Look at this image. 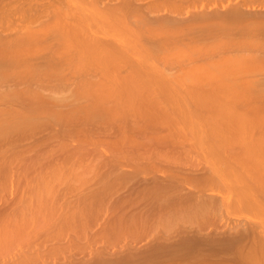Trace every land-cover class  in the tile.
Wrapping results in <instances>:
<instances>
[{"label":"bare ground","instance_id":"1","mask_svg":"<svg viewBox=\"0 0 264 264\" xmlns=\"http://www.w3.org/2000/svg\"><path fill=\"white\" fill-rule=\"evenodd\" d=\"M195 1L196 0H0V142H9L8 140H12L13 137L15 138V136H19L23 133H25L24 135H28L26 132H29V130L35 129L37 126L38 129H40L39 125L45 123V125H47L49 122L60 125V127H54L55 130L67 124H70V126H72L71 124L82 125L83 123L84 125L90 123L93 125L96 124L97 126L98 124H109V127L110 125L115 126V124H118L120 127L122 126L120 132L122 133L121 137L118 136L119 139H121L119 143L122 142L121 156L125 157V152L129 154L136 153L140 145V143L137 144V141L132 140L136 144L127 147V145L132 142L125 141L129 135H127L125 130L128 123L137 127L139 126L137 125L138 119L142 121L145 119L146 121H143L142 126H148V124L151 125L152 123V125H155L154 127L156 129V125L163 124L166 127V123L170 121V119H173L175 120L173 129H177L180 133L188 132V138L194 139L196 143L198 141V148L204 149L205 152L209 150L208 152L214 153V151L220 150L218 148H226L227 145L225 147V145L221 143L229 139L235 140L237 138L238 141L237 139L235 140L237 143L241 141L244 142V140L241 139H245V141L250 139L252 143L253 141L260 142V144L264 143V13H262L264 12V3L242 4L239 3L238 0H212V2L202 3L201 0H198V2L202 4L201 6H197L193 3ZM249 13L254 14V16L250 15L252 17L249 16L248 18L247 14ZM255 14L257 15L255 16ZM228 52H230V55H228ZM38 57L40 60L37 61ZM43 59L45 61L40 62L41 60L43 61ZM184 92L188 94V96H186V94L183 95ZM67 103L68 105L66 106H71V111L69 110L67 113L59 112ZM152 106H158L161 111L163 110L166 114L164 113L165 115L161 116L162 114L160 113L161 115H159L158 119L155 117L156 120H149L148 111ZM156 107L154 109L158 110ZM184 107L187 108V111ZM202 109L204 112L200 113ZM146 111L148 113H146ZM151 111L152 110H150V112ZM155 114L154 112V115ZM152 118L154 117L152 116ZM141 120L138 122H141ZM93 125H90L91 127L88 126V128L90 127L91 129ZM73 126V129L77 128L76 125ZM68 128L69 127H67V130ZM170 128L168 127V129ZM81 129H83V127ZM111 129L113 130L112 127ZM139 129H142V127H139ZM161 129H159V131L156 129L155 132H160ZM83 130L85 131V129ZM83 130H81V132H83ZM108 130L111 131L110 129ZM136 130L134 133H136ZM143 131L145 130H141L142 133ZM148 131L147 132L150 133V130ZM31 132L33 131H30V133ZM35 132L37 133L36 129ZM35 132L31 134L33 135ZM61 133L63 134V132ZM84 133L85 132H83L82 137L79 135L81 139L85 136ZM146 134L144 133V136H146ZM86 135L89 134L86 133ZM137 135H139V133ZM152 135H150L152 136V143L154 141L156 143L162 139H166V141L173 140V138L168 137V134H166L167 137L165 138H163V136L162 138L159 137L161 134L157 136L152 133ZM53 136H55V134ZM75 137L76 134L73 138ZM134 137L137 138L138 136ZM177 138L179 139L181 137ZM143 139L145 141L144 137ZM216 139L218 143L215 145L219 147L216 148L214 145L212 146V144L208 145L209 142L215 141ZM208 140L211 141L208 142ZM18 141H20L19 138ZM12 142L14 144V141ZM145 142L147 143V141ZM200 142H202L203 145L205 143L206 146H204L206 148L203 147ZM242 143H240L241 146L237 147L244 148L245 152L246 150L248 151L249 147H255V145L249 146V143V145H246L247 148H245ZM112 144L110 145L109 142L110 146H112ZM258 144L259 143H257L256 148ZM119 145L121 146V143ZM163 145H165V141ZM19 146L18 144V147ZM82 146V144H78V150H81V148H83ZM105 146L107 147V144ZM230 147L226 149L229 150ZM237 147L234 149H237ZM107 148L110 149L109 147ZM156 149L160 151L157 147ZM110 150L113 152L112 149ZM261 150L264 151L262 147ZM252 151L254 152V150ZM14 152L17 153L16 151ZM240 152L241 151H239V153ZM114 153L116 152H113L112 157H114L115 160L120 158L118 152V155ZM169 154L170 153H168V155ZM12 155H14V153ZM205 155H207V153ZM212 155L213 158H216L215 161L212 160L213 162L211 164L213 167L217 165L216 161L218 162V158L216 156H218V154L215 152ZM163 156L164 154L162 157ZM4 158L2 161H4ZM8 158H11V156ZM243 160L245 161V159ZM7 161L9 160L7 159ZM222 162L223 161L220 163L221 166L218 164L220 168L229 167L234 170V167L240 173H235L227 168L231 171V173L229 172L230 175L227 174L232 177L230 179V177L228 178L226 176V172L228 173V171H225L223 168L220 171L217 166H215L216 168L211 167V170L213 171L215 169L213 173H218V179L212 178L213 176L217 177L216 174L211 175L212 177L209 176L210 174H206V177L200 176V178H197L199 176H192L188 173L171 174V169L168 170V168H164V170H166L164 171L163 168H161L162 171H160L161 169L158 168V170L160 169L159 172H161V176L164 177V181L166 180L171 183V188L169 191L151 196V202H148L150 203L149 205H151V203L155 204L156 207H153L151 211L156 210L157 212V219L151 222L155 232V235L152 237L158 239V241L152 247H154L153 250H155L160 245H171L173 241L171 246H174V244L181 246L183 250L181 248L180 250L184 252L181 253V251L178 250V253L180 252L181 254H176L177 256L173 255L175 260L169 257L166 262L164 261L161 264H264V181L263 183H260L261 181L255 183L258 180H264V170L258 172V166L256 167L257 162L253 165H249L248 162V164L246 163L245 165V162L242 164L240 161L238 165L241 164L242 168L237 164L238 167H236V165H229V163L227 165L225 162H223V164ZM2 163L1 165H3ZM260 166L261 162L259 167ZM3 167L1 166V169ZM26 168L27 167H25V169ZM246 168H251L252 170L250 169L249 172L252 171L254 176L257 177L253 179L250 174H244L250 181H248L247 178L244 180L243 172L239 169L246 170ZM82 169L85 170L84 168ZM5 170H0V174ZM141 170V167H135V172ZM223 170L224 172H222ZM10 171L12 172L13 170ZM14 172H16V170ZM155 173H158L157 170ZM233 173L234 175H239V182L235 179L236 182L233 181V178L236 177V175L231 176ZM259 173L263 174V176L261 174L259 175ZM79 175L80 172L77 171L76 177ZM223 175L225 176L223 177ZM12 176L14 177V175ZM61 176L62 175L58 177L62 179L63 177L61 178ZM156 176L153 174V179H156ZM220 176L222 177L221 179ZM240 176L242 178L241 181ZM258 176L260 177L258 178ZM53 177L54 176H52V178ZM58 177L55 176L54 179L58 180ZM1 178L3 177L1 176ZM52 178L41 177L39 179L40 182L35 184V192L33 191V194L26 192V194H24V200L22 199L23 195L21 196L22 212L25 216L23 220L28 218L29 222L28 220V223L26 220L25 222L26 224L31 223V228L35 226L34 228L36 229V225L41 224L43 231L44 223L47 225L44 228H51L52 224L53 226L57 224L55 223L56 221L48 219V212H51L46 202L48 198H51L50 205L55 203L50 193V189L54 188L55 186L53 185L56 183H54V179ZM228 179L235 182V184L232 183L234 185H232V187L234 188L230 187L231 185ZM4 180H8L9 182L11 179L6 177L0 181L1 190L6 191L9 187H7V181H5V185L2 184ZM225 180L228 182L227 184H225ZM240 182L241 184H239ZM243 182L246 183L244 184ZM9 183H11V181ZM28 183L30 184L28 181L24 183L25 187L26 185L29 186ZM237 183L238 186H235ZM243 184L246 188L242 186ZM192 185L195 188L192 187ZM79 186H81V183ZM230 188L232 189L230 190ZM193 189L195 192L193 191L192 193ZM184 190L190 192L187 195L191 194V198L184 197L185 194L183 195V193L180 192ZM205 190L208 192L210 191V193L207 194L208 192ZM253 191L256 195L253 193L252 196L251 192ZM177 192L180 194L178 195ZM204 192L207 195L203 194ZM214 192L217 194H214ZM249 194L251 197H249ZM215 197L219 200L217 201V199H215V201H213ZM253 197L255 202L253 201ZM91 203L92 202L88 204L89 207ZM80 205L83 206L80 207L79 211L78 208L73 211L75 212V210H77L76 213L82 211V207L85 205ZM53 211H55V209H53ZM216 211L221 212L222 215L218 217L206 216ZM76 213H73V216H75ZM80 213H83L82 216ZM80 213H78V215L81 216L82 220H85L86 216L91 213V211H82ZM184 214L188 216L186 220L191 218L192 216H189L192 214H195V216L197 214L202 217L200 221L199 218L197 219L198 222L194 220V225L191 223V219L189 221L187 220L188 223H191L194 227H190V225L189 227H185L186 224L182 225L181 223L183 218L182 215L184 216ZM45 215H48V217L46 216L47 218L44 219ZM38 216H42V218H38ZM240 217L245 219H242L243 222H248L246 223L248 226L245 227L243 226L245 223H239ZM253 218L254 220H252ZM38 219L42 220L37 221ZM226 220L233 222L232 225L234 226L232 227L230 225L231 228H228V225L225 224ZM21 223L17 226L22 227ZM58 223V226L55 228L63 224L61 220L60 222L58 221ZM95 223L98 224V222H94V227L97 225ZM2 225L3 224L0 225V238H3V241H1L2 239L0 240V254L4 255V253H7L5 250L8 248L9 242L13 239H15L14 241H16V239L18 240L19 236L23 238L20 237L22 241H31L29 240V235H23L24 232L26 233L25 228L23 229L22 227L24 230L23 233L19 230L20 228L11 232L12 229H3L5 225L3 228ZM241 225L243 227H241ZM79 227L82 228V230L80 228V233H82L84 227L82 225ZM109 227V225H105L103 228L101 227L103 230L101 231L100 228V232L98 233V228H94L96 231L95 233H100L101 235L99 234L97 237V234L93 232L94 235L92 234L91 237L94 238V236H96L97 238H95L94 241L100 239V242L97 241L98 243H92V246L94 245L96 247L98 244L102 245V247L101 249H94L97 250V252L93 254L90 260L74 257L68 264H138V258L135 256H127L128 252L137 249L136 246H129V244H125V242L119 249L114 245L109 248L103 246V244L109 242L112 236V232L107 230ZM73 228L75 229L76 227ZM77 229L79 228L77 227ZM77 229L74 231L76 238L79 236ZM141 229L142 228H140V230ZM207 229L209 233H206L205 230ZM17 230L20 232L18 233ZM31 230L33 231V229ZM8 231L11 233H8ZM44 231H47V229ZM144 231L146 230H138L136 233L139 234V242L142 240L141 237L144 233L146 234H144L145 237L150 234V231H148V233ZM213 232L220 237L224 234L229 235L226 239H220V237L216 239L212 238V241H218L219 244L221 240H223L221 243L226 244L229 242L230 247H228V244L227 246L224 245L226 249L233 246L229 249L230 251L227 250L231 252L232 255L229 254L233 256L232 258L230 256L229 261L218 259L214 261H212L213 259L211 261L209 260V258H214L212 257L214 254L211 256L210 252L212 251L209 249L214 244L213 242V244L209 242L211 241L210 235ZM35 234L42 233L35 232ZM198 235H200V237ZM204 235H209L208 241L206 240L207 238L204 239L205 244H207V246L209 243L212 245L207 247L209 251L206 247V249L204 248V251L207 250L208 252H206V255L203 252L204 254L202 256L200 255V249H197V251L192 249L194 247L192 243H194L195 246L200 245L203 242V238L201 239V237ZM227 238L230 239V241ZM201 240L202 242L198 243ZM14 241L11 242L13 243ZM194 241L197 242L195 243ZM17 242H19V245L21 244V241ZM218 242H215V245H218ZM32 243V241L31 244L26 243L25 247L29 249ZM182 243H186V247L184 245L185 248L182 246ZM188 244H191L189 247L193 252L189 251L190 249L187 247ZM143 245L145 244H141L140 246L143 247ZM10 246L13 247V244ZM178 246L174 247L177 248ZM214 246H212L213 249L219 247ZM77 248L82 252L81 247L77 246ZM30 250L31 249H29V251ZM37 250L40 252V249L36 248L35 251L33 250L34 253H37ZM29 251H27L26 254L29 255L31 252ZM195 251L196 253H194ZM10 252H8V254ZM15 252L11 253L15 254ZM188 252L189 254H187ZM17 253L20 256L23 251L21 254L19 252ZM121 253H125V255ZM208 253H210V255ZM174 256H176V258ZM25 258L27 259V255Z\"/></svg>","mask_w":264,"mask_h":264},{"label":"rangeland","instance_id":"2","mask_svg":"<svg viewBox=\"0 0 264 264\" xmlns=\"http://www.w3.org/2000/svg\"><path fill=\"white\" fill-rule=\"evenodd\" d=\"M238 1H239V3H242V4L243 3H255V4L264 3L263 0H238ZM201 2L202 3L212 2V0H201ZM193 3H195V5H197V6H201V4H202V3H199L198 0H196ZM253 11H250V12H253ZM262 13H264V12H262ZM250 15L254 16V14L249 13V14H247L248 18ZM256 15L257 14H255V16ZM252 16H250V17H252ZM186 20H187V18H186ZM228 55H230V52H228ZM38 60H40L39 57H38L37 61ZM44 61L45 60L43 59V61L41 60L40 62H44ZM40 64H43V63H40ZM185 94L186 93L184 92L183 95H185ZM186 96H188V94H186ZM66 105H68V103L65 104L59 112L67 113L69 110L71 111V106L70 107L68 106L69 107L68 108ZM64 107H67V108H64ZM153 107L154 106H152V108L150 107L149 111L146 109L149 112V116H148V117H150V119L148 118L149 120H152V119L156 120L159 118V115L162 114L161 116H163L166 114L165 112H163V110L161 111V109L158 106L157 107L155 106L156 108H158V110L154 109L155 107L154 108ZM185 109L187 111V108H185ZM150 110H152V111L150 112ZM147 111H146V113H148ZM154 112L156 113L155 115H154ZM203 112H204V110L202 109L200 111V113H203ZM152 116L154 118H152ZM161 116H160V118H161ZM155 117H156V119H155ZM140 120L141 119H138V121H140ZM172 120L170 119V121H168L166 123L167 126L169 125L168 126L169 128H170V125L172 123L171 128H170L172 130L168 129V127L167 126L165 127V125H163V124L162 125L161 124L156 125V129L158 131H159V129L162 128L160 130L161 133L158 131L155 132V130H156L154 127L155 125H152V123H151L152 126L150 124H148V126L147 125L142 126L143 121H146L145 119L143 121L141 120V122L137 121V125H139L137 127L128 123L127 127H129V128L126 127L125 130H126L127 135L129 134L130 136L128 135L127 139L125 141L126 142H128V141L130 142L132 140L137 141L138 142L137 144L140 143V145L138 146V148L140 150L138 149V151L136 153H133V154H129L128 152H125V157L121 156V154H122L121 153L122 152V142H120L121 143V146H120L119 140L121 141V139H119V137H121V134H122V133H120L122 130V126L120 127V125H118V124H115V126L110 125V127H109V124H103V125L98 124V126L95 124L96 127H95V125L90 124V123H88V124L85 123L86 125H84V123L82 125L71 124L72 126L76 125V127H77L76 129L75 128L73 129L74 126L72 127V126H70V124L69 125L67 124L64 127H61L63 129L59 128V129L55 130L54 127H60V125L53 123V122H49V124H47V125H45L46 123L39 125L40 129H38V126L35 127L37 133L35 132V129L33 128L32 130H29V132H26V133H28V135L30 134L29 136L27 134L24 135L25 133H23V134L19 135L20 137L17 135V136H15V138L13 137L12 140H8L9 142H7V141H2L3 143L0 142L1 143L0 144V165L2 162H3L2 164L4 165V167H3V165H1L4 169L3 168L1 169V166H0V170L2 171V170L6 169L5 171L9 172V173L8 172L6 173L5 171H3L4 174L3 173L0 174L3 178H1V176H0V179L3 180L6 177H9V179H11L10 180L11 183H9L10 181L8 182V180H4L3 181L4 183L2 182V184H4V185L6 184L5 181L8 182V184H7L8 186L7 185L6 186L9 188L8 189L6 188L7 189L6 191L1 190V188H0V223L3 224L2 228L5 225V227L3 229H8V228H9L8 230L12 229L11 232L13 230L20 228L19 230H21V233H23L24 232L23 229L25 228L26 233L24 232L23 235L24 236L29 235V237H30L29 240H31L33 242L32 245L29 246V249H31L30 250L31 252H30L29 249L26 248L25 246H26V243L31 244V241H29V242H27L28 240L22 241L21 236H19V239L18 240L16 239V241H14L15 239L11 240L14 242L13 243L11 241L9 242L8 248L5 250L7 253H4V255L0 254V264H68V262L71 259H73L74 257L90 260L91 257L93 256V254H95L97 252V250H94V249H101V247H102V245H98V244H97L98 246L96 245V247L94 245L92 246V243H94V244H95V242L98 243L97 241H99L100 239L99 240L96 239V241H94V239L97 238L98 235L100 234V233L97 234L98 232H100V228L101 227L103 228V226H105V225L110 226L107 230L112 232V236H111V239L109 240V242L106 244H103V246L106 248H109V247L114 245L116 248L119 249L123 245L124 242H125V244L128 243L129 246H136L137 249L134 251L128 252L127 256H135L136 258H138V264H161L164 261L166 262L169 259V257L172 260H175L173 258V255H176V254L179 255L181 253H184L182 251L183 248L181 246H178L175 244H174V246H178L177 248L174 246H171L173 244V241L171 242L172 244L170 242H168L171 245H167V246L166 245H160L155 250H153L154 247H152L158 241V239L152 237L155 235L152 222H153V220L157 219V212H156V210L151 211V210H153V207H156L155 204L151 203V205H149L150 203H148V202H151V199H152L151 196H153L157 193L169 191V189L171 188L170 187L171 183H169V181H166V180L164 181V177L161 176V174H160L161 172H159V170L161 168H163V170H164V168H166V169L168 168V170L171 169L170 170V172L172 171L171 174L172 173H175V174H177V173H181V174L186 173L187 174L188 173L192 176H195V175H196V177L199 176L197 178H200V176L206 177L208 174H210L209 176L216 174L217 177H214V176L213 177L211 176V177L214 179L215 178L218 179V173L217 172L213 173V172H215L214 171L215 169L213 171L211 170L213 167L216 168L215 166H217V168L221 171L223 167L220 168L218 165L221 163V161L225 162V164L227 163V165L229 163V165L231 164L232 166H234L236 164L238 165V163H240V161H241L242 164L245 162L244 163L245 165H246V163L248 164V162H249V165L256 164L255 162H257L258 165L256 164V167L258 166V172H260V171L264 170V155H263L264 151L261 150V147H262V149H264L263 148L264 143L260 144V142H257V141H253V143H252V141H250V139H248V141H250V142L245 141V139H241V140H244L245 143L243 141L237 143V141H238L237 138H236L237 141H235L236 139L235 140L229 139L230 141L228 140L226 142L220 141V142H222L221 144L225 145V147H226V145L228 148L230 146L231 147L229 150L226 149L227 148L226 147V148H222L223 150L221 148H218L220 150L214 151V153L216 152L218 154V156L220 154L219 157L216 156L218 158L217 159L218 162H219V160H220V162L218 163L216 161L217 165L212 167L211 163L216 160V158L212 157L213 156L212 154H214V153L208 152L209 150H207V152H205L204 149H199L198 148L199 144H197L199 142L197 141V143H196V141H194V139H189L188 138V136H189L188 132H184V133L181 132L180 133L177 131V129L174 130L173 126L175 124H173V123H175V120H173V121ZM53 125H55V126H53ZM90 125L91 126L93 125V127L91 129H90V127H91ZM130 125H131V128H130ZM80 126H82L83 129H85V131L83 129H81L82 127H80ZM88 126H90V127L88 128ZM103 126L105 127V129ZM158 126H160L161 128ZM67 127H69L70 129L68 128V130H67ZM106 127L108 129H110L111 131H109ZM111 127L113 128V130L111 129ZM139 127L140 128L142 127V129H139ZM80 129L83 130V132H85L84 135L86 136V139H85V136L81 139V137L83 136V132H81ZM128 129H130L131 131ZM134 129L135 130L137 129L136 133H134L135 132ZM147 129L150 130V133H148L149 131ZM141 130H145V131L147 130L148 132L147 131L146 132L149 136L146 134L145 131H143V133H142ZM30 131L35 132L34 133L35 135L33 134L34 135L33 136L31 134L33 132L30 133ZM75 131H76V133H75ZM61 132H63V134ZM151 132L157 136H159L161 134L159 136L161 138H162V136H163V138L167 137L166 134H168V137L173 138V140H170V141L167 140L166 141V139H162L156 143H155V141L152 143L153 140L151 139V137L154 135H152ZM86 133L89 134L90 137H89V135H86ZM131 133H133V134H131ZM138 133L140 136L137 135ZM144 133L146 134V136H144ZM54 134H55V136H53ZM75 134H76V137L78 136L77 138L76 137L73 138L75 136ZM170 134H172V135H170ZM176 134H177V136H176ZM71 135H72V138H71ZM142 135L145 138V141H147V143L144 141ZM150 135H152V136H150ZM134 136H138L137 138H139V139H137ZM17 137L19 138L20 141H18ZM105 137H106V139H105ZM128 137H129V139H128ZM177 137H181L183 139H181V138L178 139ZM186 137H187V139H186ZM146 138H147V140H146ZM114 139H115V141H114ZM140 139H142V140H140ZM216 140L212 141V142H209L211 140H208V142H209L208 145L212 144V146L214 145L216 148L219 147V146L215 145L218 143V140L217 141ZM10 141L12 144L10 143ZM12 141H14V144ZM116 141H118V142H116ZM133 141L130 142L129 145H127V147L133 146L134 144H136ZM141 141L142 142L144 141V142L142 143ZM164 141H165L166 146L163 145ZM239 141H240V139H239ZM109 142H110V145L113 143L112 146L109 145ZM148 142H150V143H148ZM17 143L20 145L19 147H18ZM200 143H201V145H203L202 142H200ZM240 143L244 144L243 146L245 148H247L246 145H249V143H250L249 146L255 145V147H253V146L251 148L249 147L248 151L246 150V152H245L244 148L237 147V146H241ZM257 143H259L258 147H257L258 150L256 148ZM78 144L83 145L82 146L83 148H81V150H78ZM106 144H107V147L112 149L113 152H116L114 154H117V152H118L119 155L118 154L117 155L120 158L115 160L114 157H112L113 152H111V150L105 146ZM144 144L146 145L147 148L145 147ZM11 145H13L15 147H13ZM204 145L206 146L205 143H204ZM204 145H203V147H205ZM156 147L161 152L158 151L156 149ZM165 147H166V149H165ZM235 147H237V149H234ZM65 148H66V150L68 148V150H67L68 152L65 150ZM8 149H9V151H8ZM11 149H13V150H11ZM17 149L20 151H18ZM120 149H121V151H120ZM148 149H149V151H148ZM152 149H156V150H152ZM61 150H62V152H61ZM226 150H228V151H226ZM252 150H254L255 153ZM5 151H6V153H5ZM14 151H16L17 153H15ZM239 151H241L240 152L241 155H240ZM60 152H61V154H60ZM211 152H213V151H211ZM13 153H14V155H12ZM155 153L158 155L160 154L161 156L160 155L158 156ZM165 153H166V155H165ZM168 153H170V154L168 155ZM206 153L208 155V158H207V155H205ZM208 153L211 155H209ZM17 154L19 157L17 156ZM163 154H164V156L162 157ZM252 154H254L255 156ZM1 155H3V156L5 155L7 157L4 156L5 157L4 158ZM10 156L12 159L8 158ZM165 156H167V157H165ZM173 156H174V158L172 160ZM168 157H169V159H168L169 161L167 160ZM3 158H4V161H2ZM210 158H211V160H210ZM7 159L9 161H7ZM240 159H242V160H240ZM243 159H245V161ZM249 159H250V161H249ZM170 161L171 162L174 161V162L171 163ZM252 162H254V163H252ZM260 162H261V166L259 167ZM8 163L11 165H9ZM17 163H18V165H17ZM175 163H177V164H175ZM24 165H25V167H27L26 169H25ZM175 165L179 166L180 168L176 167ZM237 165H236V167L242 166L241 164L238 166ZM11 166H13V167H11ZM86 166L89 168H87ZM220 166H221V164H220ZM135 167H141L142 170L135 172ZM251 167H253V166H251ZM82 168H84L85 170L87 168V170H89V171H87V170L85 171ZM158 168H160V169L158 170ZM177 168L180 170H178ZM227 168H229V167H227ZM227 168L225 167L223 169H225V171H228V173L226 172V176L229 178L230 176H228V175H230L229 172L231 173V171H229ZM229 169L232 170V168H229ZM233 169L234 170H232V171H234L235 173H240L236 168L233 167ZM243 169H244V167H243ZM250 169L246 168V170H241V169H239V170L241 172H243V175L244 174H250V176H252V178L255 179L257 176L255 177L254 173L252 171L249 172ZM10 170H13V171L11 172ZM15 170H16V172H14ZM156 170L158 173H155ZM208 170L209 171L211 170L212 173H211V171L209 172ZM77 171L80 172V175L76 177ZM160 171H162V169ZM164 171H166V170H164ZM207 172H209V173H207ZM222 172H224V170ZM247 172H249V173H247ZM256 172H257V170H256ZM153 174L155 176L157 175L159 177L156 176V179H153ZM186 174H184V175H186ZM260 174L261 173H259V175ZM4 175H5V177H4ZM12 175H14V177ZM60 175H62L61 178L63 177L62 178L63 180L59 178ZM233 175H234V173L231 176H233ZM237 175H236V177L233 178V181L238 180L237 182H239V179H238L239 175L238 176ZM261 175L263 176V174H261ZM52 176H54V177L59 176L58 177L59 179L55 180L54 177L52 178ZM224 176L225 175H223V177ZM17 177H18V180H17ZM41 177H48V178L51 177L52 179H54L53 180L54 183L56 182L54 185L52 183V185L55 187L50 189V193L52 195V200L55 203H52L50 205L51 198H48L46 202L48 203V206H49L50 212H51V213L48 212V214H49L48 219H51V221L52 220L56 221L55 223H57V224H59L58 221L60 222V220H61V223H63L62 224L63 226L59 225L60 228L59 227L55 228L56 226H58L57 224H55L54 226L52 224L51 228L50 227L44 228L47 225H45V223L43 222L44 226H43V231H42V225L41 224H40L41 227H40V225H36V229H35L34 228L35 226H32L33 228H31V225H30L31 223L26 224L28 218L25 219L26 222H25V220H23L25 216L23 215V212H22L21 196L23 195V197H22V199H23L25 196L24 194H26V192L33 194L35 192V190H34L35 184H38L40 182L39 179ZM243 177H244V180H245V178H247V176H245V175ZM259 177L260 176H258V178ZM221 178L222 177L220 176V179ZM231 178L232 177H230V179ZM241 179L242 178L240 176V181H241ZM247 180L250 181V179H248V178H247ZM26 181L30 182V184L28 183L29 186L26 185V187H28V188H26L25 184H24ZM248 181H246V182H248ZM252 181H254V180H252ZM263 181L264 180L261 179V180L256 181L255 183H259V182L263 183ZM229 182L231 185L230 187H232V185H233L232 183L235 184V182H232V180H229ZM80 183H81V186H79ZM227 183L228 182H226V180H225V184H227ZM239 184H241V182ZM244 184L242 186H244ZM235 186H238V183ZM192 187H194V186L192 185ZM244 187L246 188V186H244ZM249 187H250V184H249ZM232 188H234V187H232ZM232 188H230V190ZM235 188H237V187H235ZM240 190H241V188H240ZM193 191L195 192L194 189L192 190V193H193ZM205 191H207V190H205ZM153 192H156V193H153ZM180 192H182L183 195L185 194L184 197L191 198V196H192L191 194H190L191 196L187 195L188 193H190L187 190L180 191ZM177 193H178V195L180 194L179 192H177ZM209 193H210V191L207 194H209ZM251 193H252V196H253V193L255 194L254 191ZM203 194H206V193L204 192ZM214 194H217V193L214 192ZM249 197H251V195ZM215 199H217V197H215L213 199V201H215ZM218 200L219 199H217V201ZM253 201H254V197H253ZM257 201H258V197H257ZM90 202H92L93 205L91 203V206L89 207L88 204ZM250 202L253 203L252 201H250ZM77 203H79V204H77ZM147 203H148V205H147ZM80 204L85 205L84 206L85 208L82 207V211H84V212L91 211V213H89L86 216L85 220L81 219V216L83 213L81 214L80 212H82V211L77 212V213H76L77 210H75V212L73 211L74 209H77V208L79 211L80 207L83 206ZM52 205H54V206H52ZM51 207H53V208H51ZM53 209H55V211H53ZM65 210L67 213L65 212ZM54 212H55V214H54ZM73 213H76L75 216H73L74 215ZM78 213H80L81 216H79ZM220 215H222V213L216 211L213 213L211 212L210 214H207L206 216H215V217L217 216L218 217ZM46 216L48 217V215H45V217L43 216L44 219L47 218ZM54 217H57V218H54ZM182 217L184 218V219L182 218V221H181L182 225L186 224L187 226L185 225V227H189V225H190V227H192L194 225L193 224L194 220L196 221L199 218V221H200V218L202 216L197 215V214H196V216H195V214L190 215L189 217H191V218H189L187 220L189 221L191 219L190 221L193 225H191V223L189 224L188 221L186 220V218H188V216H186L184 214V216L182 215ZM224 217H226V216H224ZM38 218H42V216L41 217L38 216ZM63 218H64V220H63ZM242 219H244V218L240 217L239 223L240 224L245 223V225H243V226H245V227L248 226L246 224L248 222H246V221L243 222ZM40 220H42V219H40ZM40 220L38 219L37 221H40ZM252 220H254V218ZM3 221H5V222H3ZM6 221H7L8 225H7ZM62 221H64V222H62ZM96 221L98 222V224L95 223L97 225H96V227H94V222H96ZM146 221H147V224H146ZM226 221H225V224L228 225L227 226L228 228H231V226L232 227L234 226V225H232L233 222L228 221V220H226ZM28 222H29V220H28ZM65 222H66V224H65ZM184 222H186V223H184ZM196 222H198V220ZM19 223L22 224L23 229L21 226H17ZM181 223L179 222L180 225H181ZM80 225H82L84 227V231H82V233H80L81 232L80 231L81 227H79ZM195 225H197V224H195ZM243 226L241 225V227H243ZM37 227H38V229H37ZM73 227H76V228L74 229ZM77 227L79 229H77ZM93 227L96 229L98 228L97 233H95L96 231ZM143 227H145V228H143ZM102 228H101V231L103 230ZM140 228H142L141 229L142 231L146 230L147 233H148V231H150V234L145 237L146 234L144 233L145 234V235L143 234L144 237L142 236L141 237L142 240L139 242L138 241L139 234H136V233L138 232V230L141 231ZM228 228H227V230H228ZM26 229L28 230V232ZM31 229H33V231ZM45 229H47V231H44ZM56 229H57V231H56ZM71 229H72V232H71ZM76 229L79 232V234H78L79 236L77 238L75 237L76 235L74 233V231H76ZM19 230H17L18 233L20 232ZM35 230H39V231H35ZM50 230H52V231H50ZM81 230H82V228H81ZM55 231L58 233H56ZM146 231H144V232H146ZM205 231H206V233H209L208 229ZM217 231H219V230H217ZM11 232L8 231V233H11ZM35 232H38V233L41 232L42 234H35ZM47 232H48V234H47ZM93 232H94V234H97V237L96 236H94V238L91 237ZM203 233H205V232H203ZM214 233L215 232L211 233V235H210L211 241H209L210 243L213 242L214 243V244L212 243L213 245L209 243V245L207 246V244H205L204 239L207 238L206 240L208 241L209 235H207V236L204 235L203 237H201V239L203 238V242L201 240L198 243H201V242L202 243L198 246L196 245L199 248H197L194 245V243H192L194 247L192 246L193 248L192 247L191 248L195 249L196 251H197V249H200V252H201L200 255H202V256L204 253L206 255V252H208L210 249V251H212V252H210L211 256L214 254L212 257L215 258V259L209 258L210 261L212 259H213L212 261L217 260V259L229 261L232 253L228 252L227 250L231 249L233 246H231V248L226 249L227 244H228V247H230L229 242L225 244V243H221V242H223V240H221V242H220L221 245H220L218 241H212L213 239L220 237L218 234H216V233L214 234ZM34 234H35V236H34ZM46 234H47V236H46ZM39 235H41V236H39ZM140 235H142V234H140ZM198 236L200 237V235H198ZM198 236H195V237H198ZM227 236H229V235H226V234L221 235L220 239L221 238L226 239ZM15 237H17V236H15ZM32 238H34V239H32ZM92 239L94 242L92 241ZM0 240L3 241V238H0ZM217 240H219V239H217ZM228 240L230 241V239H228ZM17 241H21L20 242L21 246L18 244L19 242H17ZM175 241H174V243H175ZM215 242L216 243L218 242V245L217 244L215 245ZM16 243H17V245H16ZM12 244H13V247L10 246ZM99 244H101V243H99ZM141 244H145V245H143V247H141L140 246ZM185 244L186 243H182V246L184 247ZM190 245L191 244H188L187 247H189ZM210 245H212V246L215 245V246H219V247L216 248L214 246L215 248L213 249V247L211 246V248L208 249L207 247H209ZM224 245H226V246H224ZM77 246L81 247L82 252H81V250H79L77 248ZM9 247H10V249H9ZM30 247H32V248H30ZM185 247H186V245H185ZM205 247L208 249V251L207 250L204 251ZM16 248H17V250H16ZM36 248L37 249L39 248L40 252L37 250L38 252L34 253ZM180 248L182 250H180ZM189 249H190V247H189ZM10 250H11V252L16 251L15 254L11 253ZM178 250L181 251V253L180 252L178 253ZM22 251H23L22 254L24 255V257L21 254ZM27 251L30 252L29 255L26 254ZM189 251H191V249ZM196 251L194 253H196ZM8 252H10L11 254L10 253L8 254ZM17 252H19L21 255L19 256V254ZM185 252H186V250H185ZM191 252H193V251H191ZM214 252L216 253V256H215ZM210 253H208V254L210 255ZM25 254L27 255V259L25 258L26 257ZM121 254L125 255V253H121ZM187 254H189V252ZM191 254H193V253H191ZM6 255H7V257H6ZM209 255H207V256H209ZM3 256H5V257H3ZM176 256H174V257L176 258ZM232 257L233 256H231V258ZM179 260H178V262H179Z\"/></svg>","mask_w":264,"mask_h":264}]
</instances>
